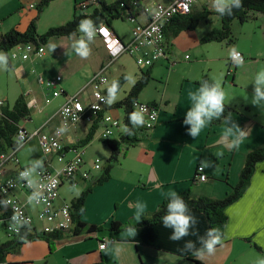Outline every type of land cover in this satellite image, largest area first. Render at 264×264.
Segmentation results:
<instances>
[{
	"label": "crops",
	"instance_id": "0c3cea01",
	"mask_svg": "<svg viewBox=\"0 0 264 264\" xmlns=\"http://www.w3.org/2000/svg\"><path fill=\"white\" fill-rule=\"evenodd\" d=\"M39 1L0 0V33L12 28L23 31L32 19L36 21L38 14L44 9L37 12L35 7ZM78 1L80 0H73L71 17L74 13V5ZM141 2L144 11L136 16L135 20L138 22H146L154 6L165 1L142 0ZM92 8L89 7L86 12H90ZM203 8L209 10L200 0L192 6V10L197 11ZM253 17L262 21L260 37L264 40V14L255 13ZM22 19L23 23H21ZM114 20L111 21L110 26H107L122 39H128L132 23L129 21L128 30L120 31ZM190 31L193 30H183L178 35L171 36L172 39L169 34H165L168 54L151 66H138L134 57L128 53L119 55L108 64L105 74L109 81L101 85L104 92L110 82L120 75H125L126 79L116 91V99L109 104L107 111L123 119L125 110L115 103L127 95L142 74L148 73V81L137 98L157 105V122L152 128L139 133L140 140L128 146L125 153L118 156V161L109 171L108 179L95 185L87 194L80 215V220L86 225L79 233L74 234L72 229L54 232L12 247H0V264H261L264 260V159L255 164L248 186L243 193L226 207L227 219L223 227V235L213 254L205 252L202 256H197L193 251L185 250L184 245L188 240L195 241L197 249L201 247L197 237L189 235L180 241H172L169 239L172 229L165 228L162 221L134 226L137 232L134 237L128 236L126 232L128 227L117 232L109 229L112 220L125 224L136 222L134 217L137 201L147 205L144 214L150 213L156 210L167 197L166 194L172 190L178 193L188 191L194 197L201 195L225 197L239 180L245 154L264 146V108L251 104L252 82L260 71H264V55L247 51L236 43L230 44L231 40L201 42V37L208 31L192 36L191 41H184L182 37H189ZM78 38L76 34L53 36L42 45L44 49L42 53L49 54L47 61L57 67L55 74L45 66V61L34 60L31 63L19 61L18 65L23 67L29 64L32 65V69L40 66L47 68V72L45 69L42 74L40 71L38 74L32 72L36 77V83L28 81L29 86L23 94L27 104L35 105L30 108V112L37 109L40 113V119L29 128L24 122L21 124L26 130L32 131L42 126L44 131H50L59 124L57 111L65 96L71 95L66 89L64 75H61L60 71L69 66L73 60L72 57L64 58L61 54ZM180 39L181 43L178 42ZM89 47L91 51L87 58L75 55V66L71 73H77V69L86 71V77L82 79L83 85L77 91L90 81L94 72L109 62L108 51L100 36L94 37ZM235 50L242 52L245 60L233 65V72L228 75L226 70L230 63V54ZM185 55H188V58ZM19 57L15 59H23ZM60 58L63 59L59 60ZM15 59L8 58L10 68L15 65L13 62ZM55 75L61 76L57 86L63 89V93L51 97L46 103L44 98L49 96L51 91L46 81ZM39 76L43 79H39ZM205 79L221 85L225 92L224 103L232 108L225 116L231 114L232 119L248 132L238 148L230 149L226 146L227 142L222 135L223 117L220 120H213L194 139L187 133L189 126L183 124V119L191 106L188 93L195 91ZM87 89L89 92L85 98L89 99L91 92L90 88ZM30 120H32L31 114ZM90 125L89 120L81 119L76 125L64 131L63 141L67 144H78L85 137ZM95 137L101 140L100 132L97 133V130L92 139L82 145L85 161L83 167H89L92 159L99 156L97 155L99 153L102 154V157H99L105 161L110 154L107 145L103 152H100V149L98 151L97 148L88 149ZM48 155L41 160L38 158L30 162L35 164L46 160L50 169H59L60 161L57 167L53 164V159H56L55 154ZM70 156L69 152L65 155L66 158ZM206 160L213 162L212 167L203 166L206 179L203 181L195 179L197 165H202V161ZM12 171L13 166L8 165L0 176V181ZM99 174L100 171L94 179ZM75 180L77 181L75 185L67 184L70 187L68 199L61 193L64 183L60 186V200L70 201L78 196L80 192L74 195L73 187L78 183H82L81 185L86 183L87 186L92 179L80 180L77 174ZM18 196L24 198V192H18ZM28 206L31 209L33 207L30 202ZM189 209L198 221L195 229L200 236H204L209 229L205 215L197 209ZM90 224L102 225V229L86 232ZM104 236L112 237L114 241L108 242L105 246L106 250L102 251L98 244ZM49 242L53 247L50 248ZM115 249H121L118 255Z\"/></svg>",
	"mask_w": 264,
	"mask_h": 264
},
{
	"label": "built area",
	"instance_id": "2783aa9c",
	"mask_svg": "<svg viewBox=\"0 0 264 264\" xmlns=\"http://www.w3.org/2000/svg\"><path fill=\"white\" fill-rule=\"evenodd\" d=\"M163 3H157L150 11L146 22H138L130 17L128 20L132 23L128 39H122L106 24L96 26V36H100L108 51L109 62L101 66L93 73L90 81L74 94L66 95L63 103L57 111L59 124L50 131H44L38 127L32 131L26 130L22 125L19 126L14 138L17 145L5 151H0V176L4 173L8 165L13 166V171L0 181V244L12 241L24 230L38 234L54 233L60 231H71L73 227L70 212V201L60 200V186L67 182L71 185L76 184L77 174L80 180L92 179L98 171H101L104 161L95 156L91 162V168L81 169L84 164L83 146L77 143H65L63 141L64 131L76 125L81 119H87L90 122L98 119L102 130L101 138H113L123 132L125 127L123 119L113 116L108 112L109 104L107 96L101 85L109 80L105 74L106 67L110 62L123 53H128L134 57L138 66H151L154 62L168 54V45L165 41L164 26L171 18L178 15L187 14L192 10L193 4L197 0H164ZM98 0H80L76 7L85 10L88 6L94 7ZM101 27L103 31H101ZM27 50L28 53L24 52ZM30 52L34 54L42 53V45L35 47L31 43H19L12 47L7 56L9 59H15L20 56L26 59ZM188 58V55H185ZM230 63L226 73L231 75L233 65L245 60L242 52L235 50L230 54ZM41 79V76H39ZM61 80L60 75L46 81L50 88V94L44 98L48 103L51 97L63 93V89L57 86ZM90 87V98H83L82 93ZM4 101L0 99V115L4 106ZM28 107H35L28 103ZM145 109V123L142 127L152 128L157 122L158 107L154 103H148L138 98L131 101V110ZM29 119L24 118L26 123ZM36 137L40 147L45 155L55 154L61 166L57 170H52L47 165L46 160L28 167L20 163L17 156V150L27 141ZM67 152H72L73 156L66 158ZM35 170V177H32L31 171ZM27 171L29 175L22 177L21 173ZM195 179L203 181L206 175L203 172L202 165H197ZM31 184V186H29ZM18 192H24V198L18 196ZM35 194V198L29 201L28 197ZM32 204V209L28 203ZM16 216L19 223L13 220ZM114 241V238L104 236L99 240L98 247L106 246L108 242Z\"/></svg>",
	"mask_w": 264,
	"mask_h": 264
},
{
	"label": "trees",
	"instance_id": "16d2710c",
	"mask_svg": "<svg viewBox=\"0 0 264 264\" xmlns=\"http://www.w3.org/2000/svg\"><path fill=\"white\" fill-rule=\"evenodd\" d=\"M52 0H40L36 4L37 12H40L44 7H46ZM142 0H114L112 2H106L105 0H98L97 5H95L90 12H86L83 9L80 10L74 5V13L68 21L63 24L53 26L48 28L43 33H38L36 31V21L32 19L27 25L26 29L21 31L17 28H12L8 31L0 33V51L8 53V51L19 43H31L35 47L44 45L47 40L53 36H63L76 34L82 35L78 30L79 22L83 19H91L94 25H111V21L114 19L127 20L130 17L136 18L137 15L144 11L142 6ZM88 6L86 9H88ZM78 10V11H77ZM216 13V12H215ZM255 13L264 14V0H242V7L239 9H234L231 16L225 15L221 16L216 13L220 18V26L213 27L211 30L206 32L200 39L201 42L207 41H223L232 40V30L231 23L234 19L240 22H244L254 16ZM209 10L203 8L202 10H191L187 14L174 16L170 21L164 26V33L170 36H176L183 30H193L195 29L201 20L208 21ZM235 66V65H234ZM149 78V74L145 73L136 80L127 95L121 99L119 102L115 103L116 106H122L125 110V115L123 122L125 126L132 128L129 121V115L131 110V101L137 98L138 93L145 86ZM126 79L125 75H120L116 79L112 80L110 84L105 89V94L108 97V90L114 81L118 82L117 90L122 86ZM232 110L229 106L225 105L224 115L228 111ZM24 118H30V108L28 107L27 101L23 94H20L12 103L11 106L4 105L1 109L0 115V151H5L7 149L13 148L17 145L15 141V134L20 126V121ZM99 126L98 119L92 120L90 128L86 133L85 137L79 141V145L87 144L93 137L95 131ZM144 127L134 128V135H127L120 133L117 137L113 138H101V140L109 147L110 154L105 161V165L102 167L100 174L90 181L79 193L78 196L73 197L70 200V212L72 217V231L74 234L79 233V231L86 225L80 220V215L84 209V201L87 194L92 190L95 185L101 184L103 181L108 179L109 171L111 167L118 161V156L121 153H125L128 146L140 140L139 133L144 132ZM264 159V146L253 149L245 154L243 166L239 174V180L236 185L233 186L232 190L223 198H214L209 196H191L188 191L180 192L179 194L183 197L189 208L197 209L202 212L207 220L209 228L219 229L220 233L223 235V227L227 219L225 212L226 207L234 202L248 186L249 179L253 173L255 164ZM94 179V180H93ZM168 197H165L163 201L158 205L156 210L150 213L143 214L139 222L134 223H121L112 220L109 224V229L111 231L117 232L126 227H134L140 225H149L161 221L162 216L165 213L166 204ZM102 229V225L90 224L86 232L98 231ZM20 234L18 238L3 242L0 244L2 248L12 247L14 245L23 243L25 241L34 239L41 235H49L52 233H31L28 230ZM57 233V232H55ZM50 248L53 247L52 243L49 242ZM192 257V256H191Z\"/></svg>",
	"mask_w": 264,
	"mask_h": 264
},
{
	"label": "clouds",
	"instance_id": "9594fccd",
	"mask_svg": "<svg viewBox=\"0 0 264 264\" xmlns=\"http://www.w3.org/2000/svg\"><path fill=\"white\" fill-rule=\"evenodd\" d=\"M242 7V0H211V8L221 16H231L234 9ZM78 30L82 34L80 38L74 40L72 48L82 58H87L90 55V42L94 39L96 34V26L91 19H83L79 22ZM103 31V28L100 29ZM55 48V46H53ZM8 56L3 51H0V69H7ZM253 91L251 94V104L264 108V71H260L254 78ZM118 88V82L114 81L108 90L107 103L112 104L116 99V91ZM188 97L191 106L188 108L183 124L189 126L187 133L194 139L199 136L203 129H205L213 120H220L222 117V135L226 140V146L230 149H235L247 137L248 132L245 128H242L234 119L231 114L225 116V92L221 85L215 81H209L207 79L200 82L199 87L195 91H189ZM129 121L132 128L125 126L123 128L124 133L131 136L134 135L133 129L142 127L145 123V109L140 108L134 110L129 115ZM219 155V154H218ZM212 167L213 162L210 160L202 161V167ZM29 173L27 171L22 172V177H27ZM31 186V184L29 185ZM168 200L166 204L165 213L161 218L162 224L165 228L172 229L169 239L172 241H180L184 237L193 235L197 237V240L201 247L196 248V242L188 240L185 242V250L193 251L197 256H202L205 252L207 254H213L216 250V246L220 244L222 234L219 229L209 228L204 236L198 234V230L195 229V225L198 223L196 217L191 214L187 203L183 197L172 190L167 194ZM35 198V194L28 197L29 201ZM147 205L143 202L137 201L135 208L137 209L134 219L139 222L144 214ZM13 220L17 217L14 216ZM128 236L134 237L137 232L134 227H128L126 229ZM101 250H106L105 246H101ZM118 255L121 249L116 250ZM264 264V260L261 261Z\"/></svg>",
	"mask_w": 264,
	"mask_h": 264
},
{
	"label": "rangeland",
	"instance_id": "374dc122",
	"mask_svg": "<svg viewBox=\"0 0 264 264\" xmlns=\"http://www.w3.org/2000/svg\"><path fill=\"white\" fill-rule=\"evenodd\" d=\"M200 1L203 2L207 6V8L210 10L209 11L210 14L208 15L209 16L208 21L201 20L198 26L195 29H193V31L188 32L190 33V35H188L189 37H182L184 41H191L192 36L196 34H203L206 31H209L210 29H212L213 27H219L220 25L219 16L215 12H213L211 8V0H200ZM72 7H73V0H53L51 1L46 7H44L42 12L38 14V19L36 20V31L38 33H43L50 27L64 23L66 20L70 19L71 13H72ZM84 11H88V10L85 9ZM114 21H115V25L117 26V28H119L120 31L128 30L130 27V22L128 19L127 20L117 19ZM21 23H23V19L21 20ZM261 23L262 21L259 18H255V17H252L244 22H240L237 19H234L231 23L232 40L229 43L230 44L236 43L240 45L241 47H243L244 49H246L247 51H252L253 53H257V55H264V40L262 39V37H260L261 36L260 35L261 34V29H260ZM172 38L173 37H171V39ZM178 42L181 43V39ZM225 42L227 43L228 41H225ZM69 49L66 48L61 54V56L64 58L72 57L73 60L70 62V65L69 66L67 65L65 69L60 71V73L61 75H64V82L66 83L67 91L72 94L82 87L83 85L82 79L86 77V71L85 69H82L81 71L77 69V73L75 72L71 73L72 69L75 66L74 59L77 53L72 48V45L70 46ZM258 50H261V51L257 52ZM24 52L28 53L26 49L24 50ZM246 53H249V52H246ZM44 54L45 53L34 54L33 52H30L27 59L13 60V62H15V65L12 66V68L8 66L7 69H0V99H2L5 104H8L9 106H11L18 95L25 94L27 87L29 86L28 81L36 83L35 81L36 77L34 76L32 72H35V74H38L40 71V74H42L45 71V69L47 72V68H44L43 66L32 69L31 68L32 65H29V64L26 67H23L22 65H18L19 61L20 62H30V63L33 62L34 60L38 62L45 61V66L49 67V70L53 71V74L57 72L56 70L57 67L47 61L49 54L48 55L47 53L45 55ZM62 59L63 58H60L59 60H62ZM41 78L43 79V77ZM88 90L89 89L83 92V98H85V96L88 95V92H89ZM30 114H31L32 120L24 123V125H26V127L28 128L34 123H37V121L40 119L39 118L40 113L38 112L37 109L31 110ZM21 124H23V120L20 121V125ZM101 127H102L101 125L98 126L97 133L101 132L102 130ZM112 137H116V135L114 134ZM91 144L92 145L88 147V149L90 150L97 148L98 151L100 149V152H103L106 148L105 147L106 144H104L103 141L97 139V137L94 138ZM69 153H71L70 157H72L73 153L72 152H69ZM17 155H18V158L21 164L23 163L24 165L29 166V167L36 164L30 161H33L34 159H38V158H40L39 160H41L45 156L39 145L38 139L35 137L27 141L24 145H22L19 148ZM97 155L102 157L101 153ZM48 156L49 155H47V157ZM103 161L105 162V160ZM53 164L55 167L59 166V162L57 158L53 159ZM83 165L81 169L91 168V164L89 165V167H83ZM31 175L35 177V170L31 171ZM67 184H68L67 182H64V185L61 188V193L64 197L68 199V197L70 196V187ZM81 184L78 183L76 186L73 187L72 192L74 195L78 194V192H80L86 185V183H84L83 185Z\"/></svg>",
	"mask_w": 264,
	"mask_h": 264
}]
</instances>
